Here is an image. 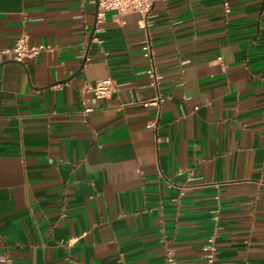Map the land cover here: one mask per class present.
<instances>
[{
	"label": "crops",
	"instance_id": "obj_1",
	"mask_svg": "<svg viewBox=\"0 0 264 264\" xmlns=\"http://www.w3.org/2000/svg\"><path fill=\"white\" fill-rule=\"evenodd\" d=\"M96 3L0 0V264H264V0Z\"/></svg>",
	"mask_w": 264,
	"mask_h": 264
},
{
	"label": "built area",
	"instance_id": "obj_2",
	"mask_svg": "<svg viewBox=\"0 0 264 264\" xmlns=\"http://www.w3.org/2000/svg\"><path fill=\"white\" fill-rule=\"evenodd\" d=\"M98 3V16L102 17L107 11H115L117 14H125L128 12H138L146 16L158 0H96ZM145 55L151 56V48L149 43L145 45ZM52 45L43 43L31 44L27 34H22L18 37L12 47H7L0 51L1 54L11 55L13 59L22 62L24 58L37 55L41 51L53 50ZM147 73L152 78V84L157 85L159 81V74H157L154 67L147 70ZM118 88L117 83L111 78H105L95 83H87L84 90L93 92L96 98H107L112 95ZM164 98L158 95L153 100L148 101L146 104L158 105ZM90 111V108H86ZM155 121L149 123V126H154ZM204 262L203 264H221L218 258V251L215 246L214 237H210L206 244L203 246ZM167 264H183L179 262L172 253H167Z\"/></svg>",
	"mask_w": 264,
	"mask_h": 264
},
{
	"label": "water",
	"instance_id": "obj_3",
	"mask_svg": "<svg viewBox=\"0 0 264 264\" xmlns=\"http://www.w3.org/2000/svg\"><path fill=\"white\" fill-rule=\"evenodd\" d=\"M96 5H97V7H98V3H96ZM94 31V30H93ZM93 31H92V34H91V37H90V40L92 39V36H93ZM18 62V63H21L22 64V62H20V61H17V60H15V59H11V60H9L8 62Z\"/></svg>",
	"mask_w": 264,
	"mask_h": 264
}]
</instances>
